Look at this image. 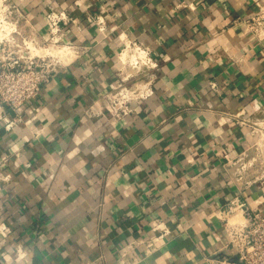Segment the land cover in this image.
<instances>
[{
  "label": "crops",
  "instance_id": "0c3cea01",
  "mask_svg": "<svg viewBox=\"0 0 264 264\" xmlns=\"http://www.w3.org/2000/svg\"><path fill=\"white\" fill-rule=\"evenodd\" d=\"M5 1L39 42L48 12L68 13L82 29L65 26V40L85 51L22 118L0 103V222L11 228L0 264H208L225 254L217 211L239 197L264 213V140L233 116H264V38L246 24L264 0ZM133 42L152 67L124 64ZM121 77L154 94L116 116L106 93ZM241 155L256 160L243 180ZM155 220L170 233L148 248Z\"/></svg>",
  "mask_w": 264,
  "mask_h": 264
},
{
  "label": "built area",
  "instance_id": "2783aa9c",
  "mask_svg": "<svg viewBox=\"0 0 264 264\" xmlns=\"http://www.w3.org/2000/svg\"><path fill=\"white\" fill-rule=\"evenodd\" d=\"M18 8L0 0V103L11 106L22 118L28 103L35 100L50 78L61 68H67L81 56L85 48L65 40V26L71 24L81 30L82 25L66 12L51 10L47 14L49 37L39 42L31 36L24 34L19 26V19L15 17ZM101 31L106 30V20L102 15L93 18ZM249 29L264 38V3L260 6L257 17L246 22ZM126 52L130 57L128 62L122 60L121 55ZM120 58L127 66L137 71L155 64L150 51L141 48L133 42L130 50H121ZM128 77H121L115 89L106 93L108 109L113 114L127 115L133 111L136 101L147 99L154 94L150 82H135L127 84ZM212 87H217L212 82ZM241 125H248L264 140V116L245 118L241 113L233 114ZM242 116V117H241ZM6 120L8 129L17 125V119ZM260 147L261 142H258ZM227 160L231 158L226 155ZM262 164L261 175H264V160L262 156L256 160ZM241 167L238 179L243 180L247 168H252L256 160L243 162L244 156L238 159ZM5 178H9L5 177ZM222 221L226 242L223 250L215 257L208 258V264H264V213L252 210L247 203L239 197L233 198L229 204L217 211ZM237 214L240 217L235 218ZM152 228L158 232L152 239L144 241L148 248L154 247L157 242L170 233V228L161 220H155ZM11 228L5 222H0V235L6 238ZM122 264H127L122 261Z\"/></svg>",
  "mask_w": 264,
  "mask_h": 264
},
{
  "label": "bare ground",
  "instance_id": "6f19581e",
  "mask_svg": "<svg viewBox=\"0 0 264 264\" xmlns=\"http://www.w3.org/2000/svg\"><path fill=\"white\" fill-rule=\"evenodd\" d=\"M121 58L125 62H128V60H129V56H128V54L126 52H123V54L121 55ZM237 217L239 218L240 214H237L235 218H237Z\"/></svg>",
  "mask_w": 264,
  "mask_h": 264
},
{
  "label": "clouds",
  "instance_id": "9594fccd",
  "mask_svg": "<svg viewBox=\"0 0 264 264\" xmlns=\"http://www.w3.org/2000/svg\"><path fill=\"white\" fill-rule=\"evenodd\" d=\"M21 258H22V256H21ZM6 259H9L10 260V258H8V257H6Z\"/></svg>",
  "mask_w": 264,
  "mask_h": 264
}]
</instances>
